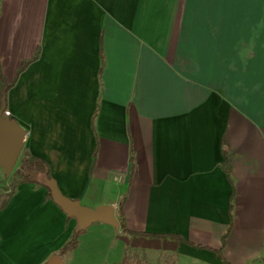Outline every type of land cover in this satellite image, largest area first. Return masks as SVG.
<instances>
[{
  "label": "crops",
  "instance_id": "1",
  "mask_svg": "<svg viewBox=\"0 0 264 264\" xmlns=\"http://www.w3.org/2000/svg\"><path fill=\"white\" fill-rule=\"evenodd\" d=\"M2 96L62 195L134 233L60 255L76 220L23 182L0 264H264V0H0Z\"/></svg>",
  "mask_w": 264,
  "mask_h": 264
},
{
  "label": "water",
  "instance_id": "2",
  "mask_svg": "<svg viewBox=\"0 0 264 264\" xmlns=\"http://www.w3.org/2000/svg\"><path fill=\"white\" fill-rule=\"evenodd\" d=\"M5 102L2 96L0 102V168L5 176H9L15 168L24 146L26 131L9 116L4 115ZM22 168V164H17ZM43 184L49 190L52 201L69 217L76 220L74 232L85 230L94 222H102L118 228L119 223L114 214L112 204L99 205L96 208L82 206L78 200L62 195L55 181L43 177ZM44 264H62L57 254H52Z\"/></svg>",
  "mask_w": 264,
  "mask_h": 264
},
{
  "label": "trees",
  "instance_id": "3",
  "mask_svg": "<svg viewBox=\"0 0 264 264\" xmlns=\"http://www.w3.org/2000/svg\"><path fill=\"white\" fill-rule=\"evenodd\" d=\"M18 163L22 164L21 169L17 167ZM17 164L15 166V169L12 171V173L9 176L10 183L7 187L8 191L0 195V210H2L7 205L13 192L15 191L16 187L20 183L27 182V183H33V184L44 186L43 177L46 175L48 178H50L45 162L42 161L40 158H37V157H34L28 154L25 150L21 151ZM220 165L226 173H229V170H230L229 155L225 149L223 151V160L220 163ZM47 195L50 197V192L48 190H47ZM116 218L119 223V229L122 232L132 233V234L134 233L130 231L126 226V223H125L122 211H121V203L118 206V212L116 214ZM82 232L83 231L73 232L69 240L66 241L63 244V246L59 249L58 253L60 255H63L75 249L79 241L78 238ZM146 235L157 236V237L167 236V235H162V234H146ZM169 236L180 239L179 237L175 235H169ZM112 264H149V263L145 261L144 259L137 258V259L132 260L126 255L121 261L117 263H112Z\"/></svg>",
  "mask_w": 264,
  "mask_h": 264
},
{
  "label": "rangeland",
  "instance_id": "4",
  "mask_svg": "<svg viewBox=\"0 0 264 264\" xmlns=\"http://www.w3.org/2000/svg\"><path fill=\"white\" fill-rule=\"evenodd\" d=\"M9 176L8 177L5 176V174L3 173L2 169L0 168V195L4 194L6 191H8L7 187L9 185V183H10ZM135 256L136 255L132 254L131 252H130V254H128V257L131 258L132 260L137 259V257H135Z\"/></svg>",
  "mask_w": 264,
  "mask_h": 264
},
{
  "label": "built area",
  "instance_id": "5",
  "mask_svg": "<svg viewBox=\"0 0 264 264\" xmlns=\"http://www.w3.org/2000/svg\"><path fill=\"white\" fill-rule=\"evenodd\" d=\"M4 115H6V116H7V115H8V112H7V111H4Z\"/></svg>",
  "mask_w": 264,
  "mask_h": 264
}]
</instances>
